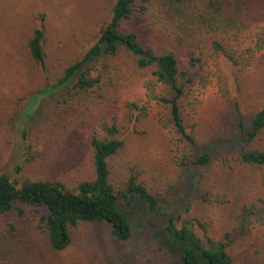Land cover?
I'll use <instances>...</instances> for the list:
<instances>
[{
    "label": "rangeland",
    "instance_id": "1",
    "mask_svg": "<svg viewBox=\"0 0 264 264\" xmlns=\"http://www.w3.org/2000/svg\"><path fill=\"white\" fill-rule=\"evenodd\" d=\"M112 2L0 0V174L20 183L49 178L76 186L94 176L93 136L107 137L105 127L116 125L117 136L125 140L110 162L116 188L131 170L139 172L140 180L160 195L163 211L178 212L193 201L209 235L229 243L235 264H264V177L260 169L242 163L233 146L239 118L248 124L264 106V48L257 47L264 23L221 33L237 65L209 48L205 61L191 69L182 114L200 151H210L213 159L189 169L180 161L192 149L160 101L167 88L125 51L98 59L93 73L101 82L93 89L69 97L73 93L66 94V87L33 100L97 40L111 17ZM155 5L143 18L123 25L135 29L147 46L159 43ZM42 15L48 53L44 69L28 51ZM119 207L134 224L130 241H117L105 224L85 222L73 228L72 243L62 252L50 248L34 223L14 239L5 238L6 218H0V264H180L156 240L155 226L163 227V215L149 212L138 198L137 211L122 198Z\"/></svg>",
    "mask_w": 264,
    "mask_h": 264
},
{
    "label": "trees",
    "instance_id": "2",
    "mask_svg": "<svg viewBox=\"0 0 264 264\" xmlns=\"http://www.w3.org/2000/svg\"><path fill=\"white\" fill-rule=\"evenodd\" d=\"M112 1L111 17L101 27L97 40L33 100L38 102L42 94L66 87L69 88L66 94L73 93L69 97L93 89L101 82L93 73L98 59L125 51L137 67L151 70L167 88L160 101L169 108L170 124L192 149L181 158V164L189 169L192 165L210 164L211 152L200 151L196 139L187 131L182 114L181 100L192 81L191 69L205 61L209 48L237 65L239 60L226 49L221 33L223 30L242 32L263 24L264 0ZM155 3L160 20H154L153 24L159 43L147 46L135 29L123 25L146 16ZM44 18L43 15L38 18L28 40L31 59L42 69L46 68L48 56ZM257 47L264 48V25L257 33ZM239 122L240 131L233 143L238 147V158L260 169L264 177V106L251 116L248 124L242 118ZM105 129L107 137L94 135L91 141L94 176L79 181L76 186L49 178L25 179L20 183L6 173L0 174V218H6L2 226L5 238L14 239L20 229L34 223L47 238L50 248L62 252L72 243L73 228L90 222L109 226L113 237L125 243L133 238L134 224L130 213L123 211L119 202L122 198L137 211L134 205L138 198L149 212L165 217L163 227L155 226L156 240L161 249L177 256L180 264H235L228 252L229 243L209 235L193 201H188L181 211H163L160 195L151 191L134 170L122 181L121 188H116L111 180L110 162L123 149L125 140L117 136L116 125ZM192 184L196 190V181Z\"/></svg>",
    "mask_w": 264,
    "mask_h": 264
}]
</instances>
